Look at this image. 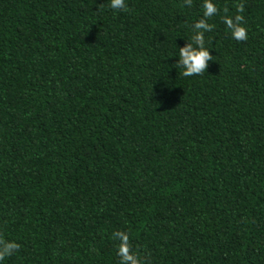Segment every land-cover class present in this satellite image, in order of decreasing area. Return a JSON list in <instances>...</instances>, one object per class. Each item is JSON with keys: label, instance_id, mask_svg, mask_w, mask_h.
<instances>
[{"label": "trees", "instance_id": "1", "mask_svg": "<svg viewBox=\"0 0 264 264\" xmlns=\"http://www.w3.org/2000/svg\"><path fill=\"white\" fill-rule=\"evenodd\" d=\"M212 2L0 0L3 264H264V0Z\"/></svg>", "mask_w": 264, "mask_h": 264}, {"label": "clouds", "instance_id": "2", "mask_svg": "<svg viewBox=\"0 0 264 264\" xmlns=\"http://www.w3.org/2000/svg\"><path fill=\"white\" fill-rule=\"evenodd\" d=\"M191 3V0H187ZM109 7L114 11L126 10V0H110ZM204 16L212 17L217 13V7L212 0H204L203 3ZM243 17L236 16L235 20L226 19L225 23L230 29L234 39L238 41L247 40V30L242 26ZM211 25L204 20L198 21L193 29L194 35L191 43L179 47V55L177 64L183 69L182 75L191 77L199 75L206 71L207 62L212 60L209 47H205L204 32L210 31ZM193 45H196L195 47ZM113 238L119 241L117 254L121 258L120 264H140L139 257L132 254L129 246L128 235L124 232H116ZM19 248V245L14 241L0 243V264H3L5 257L12 255Z\"/></svg>", "mask_w": 264, "mask_h": 264}]
</instances>
